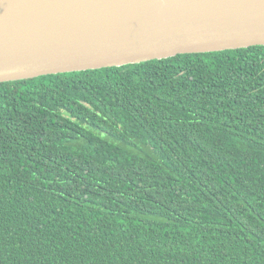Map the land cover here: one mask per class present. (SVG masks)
I'll return each instance as SVG.
<instances>
[{"label":"trees","instance_id":"obj_1","mask_svg":"<svg viewBox=\"0 0 264 264\" xmlns=\"http://www.w3.org/2000/svg\"><path fill=\"white\" fill-rule=\"evenodd\" d=\"M0 264H264V46L0 83Z\"/></svg>","mask_w":264,"mask_h":264},{"label":"water","instance_id":"obj_2","mask_svg":"<svg viewBox=\"0 0 264 264\" xmlns=\"http://www.w3.org/2000/svg\"><path fill=\"white\" fill-rule=\"evenodd\" d=\"M264 46V0H0V83Z\"/></svg>","mask_w":264,"mask_h":264}]
</instances>
